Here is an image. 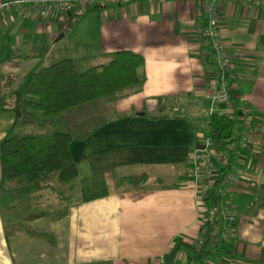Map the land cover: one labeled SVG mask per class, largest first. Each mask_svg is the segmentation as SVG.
<instances>
[{
  "label": "crops",
  "instance_id": "crops-1",
  "mask_svg": "<svg viewBox=\"0 0 264 264\" xmlns=\"http://www.w3.org/2000/svg\"><path fill=\"white\" fill-rule=\"evenodd\" d=\"M201 5L135 0L89 12L97 15L89 42L68 45L140 55L143 85L113 105L123 117L70 145L77 178L64 217L27 219L26 196L0 192V264H165L175 239L194 243L205 207L187 175L205 131L203 91L214 72L201 60ZM21 22L36 24L39 33L44 28L40 45L57 34L64 39L68 30L0 13V97L10 105L42 58L41 46L27 54ZM217 25L230 58V101L249 109L254 128L230 193L236 221L230 254L205 264H264V5L218 0ZM14 120L11 106L0 110V143ZM175 260L190 264L184 253Z\"/></svg>",
  "mask_w": 264,
  "mask_h": 264
},
{
  "label": "trees",
  "instance_id": "trees-1",
  "mask_svg": "<svg viewBox=\"0 0 264 264\" xmlns=\"http://www.w3.org/2000/svg\"><path fill=\"white\" fill-rule=\"evenodd\" d=\"M54 54L45 66H36L26 74L11 105L4 101L5 96L0 97V110L11 106L15 113L0 143V192L26 196L27 219L65 216L77 178L70 145L123 117L111 113L110 108L126 95L124 92L135 93L144 82L143 58L130 51L102 54L64 45ZM205 129L213 166L228 171L232 165L230 158L224 163L226 149L235 142L240 127L234 118L211 114ZM216 184L202 199V246L198 249L194 243L175 239L163 256L165 264H177L179 253L186 254L190 264H205L230 254L232 242L221 238V198ZM49 197L57 204L53 208L43 203Z\"/></svg>",
  "mask_w": 264,
  "mask_h": 264
},
{
  "label": "built area",
  "instance_id": "built-area-1",
  "mask_svg": "<svg viewBox=\"0 0 264 264\" xmlns=\"http://www.w3.org/2000/svg\"><path fill=\"white\" fill-rule=\"evenodd\" d=\"M135 0H0V13H11L22 20L33 22L55 21L63 26H69L87 13L107 6H122ZM164 2L167 0H149ZM201 12L204 19L199 26V43L202 54L201 60L209 62L214 72L204 87V96L209 102V113L234 118L238 122L240 131L235 142L229 144L225 154V164L231 159L228 171L213 166L208 154L210 141L205 129L198 144L203 149H195L192 153L188 179L195 195L201 199L216 184L217 193L221 198L220 217L223 221L221 238L228 242L234 240L235 216L230 202V193L236 184L240 170L237 162L241 152L249 147L252 138V117L249 109L242 104L234 105L230 101L229 88L231 84L230 58L219 37L217 14L218 0H201ZM257 5H264V0H249ZM203 204V203H202ZM204 206V205H203ZM202 229L194 240L199 249L202 246Z\"/></svg>",
  "mask_w": 264,
  "mask_h": 264
},
{
  "label": "rangeland",
  "instance_id": "rangeland-1",
  "mask_svg": "<svg viewBox=\"0 0 264 264\" xmlns=\"http://www.w3.org/2000/svg\"><path fill=\"white\" fill-rule=\"evenodd\" d=\"M97 15L93 13H89L83 18H81L73 27L69 28L64 33V39H60L59 41L55 42V39L58 35H55L53 38H51L47 43L42 42L43 44L40 45V38L44 37L45 30L44 28H41V33H39V28L36 24H31L27 22H21L23 23L20 28H25L26 32L24 34L25 36V46H26V52L29 54L30 52L32 55L34 54V48H39L36 53L41 52L40 56V66H45L48 62V57L55 56L54 51L57 48H61L64 45H68L69 41H75L77 43H86L91 34L94 32L95 24H96V18ZM101 20V18H100ZM67 40V41H66ZM89 42V41H88ZM87 42V43H88ZM80 49V48H79ZM125 94H128L129 92H124ZM110 112L115 114L114 106L110 108ZM236 129V126H235ZM234 129V130H235ZM53 198L49 197L45 201H43L44 204H48L50 207L53 206ZM57 204H55L56 206ZM53 208V207H51Z\"/></svg>",
  "mask_w": 264,
  "mask_h": 264
},
{
  "label": "water",
  "instance_id": "water-1",
  "mask_svg": "<svg viewBox=\"0 0 264 264\" xmlns=\"http://www.w3.org/2000/svg\"><path fill=\"white\" fill-rule=\"evenodd\" d=\"M62 36H63L62 34L58 35L57 38L55 39V42H57L58 40H60V38H61ZM197 148H198V149H203L202 146H197Z\"/></svg>",
  "mask_w": 264,
  "mask_h": 264
}]
</instances>
